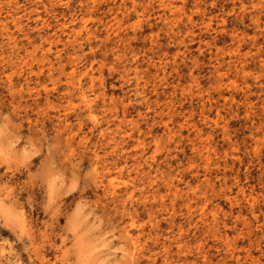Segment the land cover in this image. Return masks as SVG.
<instances>
[{"label":"rangeland","instance_id":"rangeland-1","mask_svg":"<svg viewBox=\"0 0 264 264\" xmlns=\"http://www.w3.org/2000/svg\"><path fill=\"white\" fill-rule=\"evenodd\" d=\"M0 264H264V0H0Z\"/></svg>","mask_w":264,"mask_h":264},{"label":"bare ground","instance_id":"bare-ground-1","mask_svg":"<svg viewBox=\"0 0 264 264\" xmlns=\"http://www.w3.org/2000/svg\"><path fill=\"white\" fill-rule=\"evenodd\" d=\"M175 0H173V2H174ZM94 3H95V1H94ZM199 3V2H198ZM169 4V3H168ZM170 5H172V3L170 4ZM170 5H168L167 7H170ZM92 6H93V4H92ZM165 6V5H164ZM172 7V6H171ZM174 7V6H173ZM198 7V6H197ZM243 7H244V5H243ZM93 8V7H92ZM125 8V7H124ZM166 9V8H165ZM171 11V10H170ZM180 11V10H179ZM176 12H177V10H176ZM171 14V13H170ZM202 14H203V12H202ZM258 15V14H257ZM115 16V15H114ZM166 16V15H165ZM177 17V16H176ZM172 18V17H171ZM241 18V17H240ZM117 20H118V18H117ZM252 20V19H251ZM169 21V20H168ZM222 21H226V20H222ZM113 22H115V21H113ZM163 22V21H162ZM176 22V21H175ZM212 22V21H211ZM119 23V22H118ZM117 23V24H118ZM172 23V22H171ZM170 23V24H171ZM223 23V22H222ZM204 24V23H203ZM173 25V24H172ZM190 25V24H189ZM202 25V24H201ZM200 25V26H201ZM211 25V24H210ZM209 25V26H210ZM115 26V25H114ZM174 26V25H173ZM203 26V25H202ZM207 26V25H206ZM222 26H223V24H222ZM224 28V27H223ZM193 29V28H192ZM89 30V29H88ZM74 31V30H73ZM81 31V30H80ZM94 31V30H93ZM188 31V30H187ZM206 31V30H205ZM225 31V30H224ZM262 31V30H261ZM79 32V31H78ZM87 32V31H86ZM90 32H92V31H90ZM220 32H222V29H221V31ZM238 32V31H237ZM88 33V32H87ZM235 34V33H234ZM234 34H233V37H234ZM78 36H79V33L77 34ZM89 35V34H88ZM245 35V34H244ZM92 36V35H91ZM239 37V39H240V37L241 36H238ZM236 38V37H235ZM253 38V37H252ZM242 39H243V37H242ZM191 40V39H190ZM238 40V39H237ZM121 41V40H120ZM122 41H124V39L122 40ZM240 41V40H239ZM126 41H124L123 42V45H124V43H125ZM212 42H213V40H212ZM231 42H232V40H231ZM181 45H183V44H181ZM240 45V44H239ZM212 46V45H211ZM222 47V46H221ZM235 47V46H234ZM237 47V46H236ZM258 48V47H257ZM256 48V49H257ZM220 49V48H219ZM218 49V50H219ZM221 50V49H220ZM233 50V49H232ZM182 51V50H181ZM234 51V50H233ZM199 52V51H198ZM229 52H230V50H229ZM209 53V52H208ZM243 53V52H242ZM217 54V53H216ZM234 54H237V55H239L240 54V51H236V52H234ZM119 55V54H118ZM117 55V56H118ZM221 56V55H220ZM223 58H225V57H223ZM237 60V59H236ZM229 61V60H228ZM226 62V61H225ZM242 62V61H241ZM244 62V61H243ZM221 64V63H220ZM161 65H163V63L161 64ZM241 65V64H240ZM242 65H245V62H244V64H242ZM241 65V66H242ZM221 66V65H220ZM230 68V67H229ZM224 69V68H223ZM244 69H245V67L243 66L242 68H241V71L243 70V72H244ZM238 70V69H237ZM163 72H164V70H162ZM227 71V70H226ZM166 72V71H165ZM222 73V72H221ZM224 73V72H223ZM246 73H247V71H246ZM227 74V73H226ZM226 74L224 75V76H226ZM236 74V73H235ZM248 74V73H247ZM246 74V75H247ZM218 75H219V73H218ZM237 75V74H236ZM192 76V75H191ZM263 76V75H262ZM223 76H221V77H219L220 79L222 78ZM252 77V76H251ZM259 77V76H258ZM261 77V76H260ZM193 78V77H192ZM196 78V77H195ZM194 78V79H195ZM256 78V77H255ZM231 79V78H230ZM233 80V79H232ZM225 82V81H224ZM220 91V90H219ZM210 93V92H209ZM85 98H86V101L89 103V105H90V101H89V99L85 96ZM234 98V97H233ZM244 99V98H243ZM245 101H246V99H244ZM152 103V102H151ZM92 104V103H91ZM244 104V103H243ZM246 104V103H245ZM151 105V104H150ZM168 105V104H167ZM171 110V109H170ZM218 110V109H217ZM194 111H195V109H194ZM248 111V110H247ZM246 111V112H247ZM201 113H203V112H201ZM235 113V112H234ZM175 115V114H174ZM191 116H192V114H190ZM233 115V114H232ZM222 116V115H221ZM188 117V116H187ZM220 118H222V117H220ZM186 119V118H185ZM223 119V118H222ZM123 121V120H122ZM170 122V121H169ZM122 123V122H121ZM227 122H225V124H226ZM186 124V123H185ZM217 124V123H216ZM197 127V126H196ZM187 128V127H186ZM184 129V128H183ZM222 129H223V127H222ZM226 131V130H225ZM179 134V133H178ZM200 134V133H199ZM228 134V133H227ZM230 138V137H229ZM201 139V138H200ZM230 140V139H229ZM210 141V140H209ZM232 143V142H231ZM139 144H140V142H139ZM138 144V145H139ZM237 144V143H236ZM215 145V144H214ZM239 146V145H238ZM244 149H246V148H244ZM254 149V148H253ZM196 150V149H195ZM207 150V149H206ZM255 150V149H254ZM208 152H210V151H208ZM214 152V151H213ZM255 153H256V151H255ZM196 155V154H195ZM206 157H207V154H206ZM213 157V156H212ZM210 159H211V156H210ZM195 163V162H194ZM197 164V163H196ZM209 172V171H208ZM231 172V171H230ZM224 178H226V177H224ZM211 184V183H210ZM225 184V183H224ZM226 187V186H225ZM174 189H176V188H174ZM178 195V194H177Z\"/></svg>","mask_w":264,"mask_h":264}]
</instances>
